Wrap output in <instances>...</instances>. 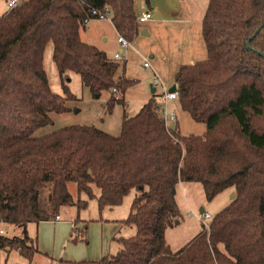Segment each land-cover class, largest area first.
Returning a JSON list of instances; mask_svg holds the SVG:
<instances>
[{"label":"trees","instance_id":"trees-1","mask_svg":"<svg viewBox=\"0 0 264 264\" xmlns=\"http://www.w3.org/2000/svg\"><path fill=\"white\" fill-rule=\"evenodd\" d=\"M135 7L136 0H23L0 15V222L22 231L0 233V252L17 250L30 264L39 249L28 224L86 207L82 193L104 210L134 189L121 222L135 233L114 237L121 248L93 264H264V0L208 4L207 57L182 65L175 83L182 109L206 124L203 134L167 127L154 96L124 116L118 135L82 124L42 132L75 98L67 84L63 95L50 86L49 43L62 77L77 73L94 96L109 91V109L124 104L137 83L125 76L126 61L84 42L80 31L108 13L132 42L140 30ZM181 182L201 183L208 201L227 189L235 196L173 251L166 232L180 215ZM88 224L77 217L70 241L87 243Z\"/></svg>","mask_w":264,"mask_h":264},{"label":"rangeland","instance_id":"rangeland-1","mask_svg":"<svg viewBox=\"0 0 264 264\" xmlns=\"http://www.w3.org/2000/svg\"><path fill=\"white\" fill-rule=\"evenodd\" d=\"M9 1L0 0V15L6 12ZM209 2L210 0H151L150 5H147L143 0H136L137 13L150 10L153 15L159 13L162 18H152L140 23V30L127 49L121 48L118 42L119 35L111 19H92L81 27L80 34L84 42L105 50L111 58L120 53L121 57L118 60L126 61L125 76L137 80L135 85L127 89L124 104L117 102L112 109L108 107L109 91L94 96L90 89L83 85L77 73L70 72L68 77L60 75L53 60V44L49 43L45 52L44 68L50 86L54 92L63 95V85L67 84L75 98L67 101L68 111L54 115V123L42 129V132L65 125L82 124L95 125L106 132L118 135L124 116L135 115L154 96L160 105H167L176 111L178 130L181 134H203L206 131V124L195 121L189 112L182 109L178 100H166L164 94L176 83V76L182 65L192 64L207 57L202 28ZM144 29L148 30V34L142 33ZM145 62H149L152 67H145ZM155 74L160 78L161 84L153 85L156 91L152 92ZM116 94L119 95V92ZM71 191L77 195L75 186H71ZM135 194L136 190L133 189L120 205L100 210L97 199H89L86 193H82L81 198L87 200L88 205L80 209V217L86 219L88 223L103 219L123 220L131 211ZM230 201L229 189L208 201L201 183L180 185L177 193L180 215L166 232L171 249L173 251L181 249L203 229L200 221L202 207L214 216ZM73 208L77 210L76 207ZM209 223L210 221L207 225ZM0 228H5V235L10 237L21 235L22 232L20 228L14 230V227L2 222ZM134 232L135 228L130 227L122 235L129 237ZM70 242L88 244L89 238L87 243ZM116 246L121 248V245L112 243L108 254H115L119 250ZM13 253L12 255L16 254L14 251ZM5 259L4 253L3 261ZM9 260V264H13L14 258L11 257Z\"/></svg>","mask_w":264,"mask_h":264},{"label":"crops","instance_id":"crops-1","mask_svg":"<svg viewBox=\"0 0 264 264\" xmlns=\"http://www.w3.org/2000/svg\"><path fill=\"white\" fill-rule=\"evenodd\" d=\"M9 9L10 7L8 3L6 11ZM185 183L186 182H181L179 186L184 185ZM229 190L232 199L234 190ZM73 207L74 206L64 207L59 220L28 224V233L32 238L37 239L36 244L39 249L30 264H92L91 262L94 263L95 261H98L110 252L112 243L120 245L114 237L124 236L122 235L123 232L131 227L124 226L121 220L118 219H103L99 222L89 223L88 244H73L70 242L69 237L72 229L75 227V219L80 217V210L77 209L75 211ZM82 225L83 223H79L77 226L80 227ZM201 225H203V223H201ZM0 229L5 230V228ZM131 229L134 228L131 227ZM118 248H120V246H116V249ZM13 251L16 253L15 255H12ZM3 252L6 257L4 261ZM11 257L14 258L12 261L13 264H28L27 259L17 250L0 252V263L9 264V259Z\"/></svg>","mask_w":264,"mask_h":264},{"label":"built area","instance_id":"built-area-1","mask_svg":"<svg viewBox=\"0 0 264 264\" xmlns=\"http://www.w3.org/2000/svg\"><path fill=\"white\" fill-rule=\"evenodd\" d=\"M23 0H10L9 1V7L13 8L19 5ZM93 14L97 15V11H93ZM99 19H110V15L108 13H99ZM154 18V15L150 10L144 11L142 13H138V21L140 23L147 22L148 20ZM90 20H87L86 23H88ZM118 42L121 45V48L127 49L130 46V41L126 39L124 36H119ZM120 53L115 54V58H120ZM145 67L151 68L152 65L149 62H145ZM161 84L160 78L155 74L153 78V84L152 85H159ZM164 97L166 100H177L178 99V93L177 91H168L164 94ZM161 109V117L163 118L164 122L166 123L167 127H172L174 124L178 122L177 120V113L175 110H171L167 105L160 107ZM213 215L208 212L204 211L203 213H200V218L203 224L207 225V222L212 219ZM60 216H56L55 220H59ZM4 229H0L1 234H5Z\"/></svg>","mask_w":264,"mask_h":264},{"label":"water","instance_id":"water-1","mask_svg":"<svg viewBox=\"0 0 264 264\" xmlns=\"http://www.w3.org/2000/svg\"><path fill=\"white\" fill-rule=\"evenodd\" d=\"M162 17H161V15L159 14V13H156L155 15H154V19H161ZM142 33L143 34H148V30L147 29H144L143 31H142ZM177 90V86L174 84L172 87H171V89H170V91H172V92H174V91H176ZM156 91V89L153 87V85H152V92H155ZM161 105L159 104V107H160ZM235 196V194H233L232 195V197H234ZM205 211V209L202 207L201 208V210H200V213H203Z\"/></svg>","mask_w":264,"mask_h":264}]
</instances>
